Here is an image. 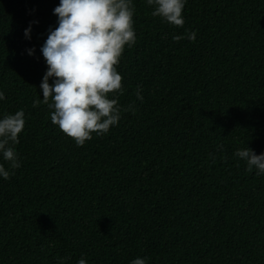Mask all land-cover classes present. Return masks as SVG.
Masks as SVG:
<instances>
[{
  "label": "trees",
  "instance_id": "trees-1",
  "mask_svg": "<svg viewBox=\"0 0 264 264\" xmlns=\"http://www.w3.org/2000/svg\"><path fill=\"white\" fill-rule=\"evenodd\" d=\"M58 4L0 0V115L25 114L20 166L0 178V264H264V175L234 155L264 151V0H187L182 26L133 0L116 68L135 111L80 146L33 103Z\"/></svg>",
  "mask_w": 264,
  "mask_h": 264
},
{
  "label": "clouds",
  "instance_id": "clouds-1",
  "mask_svg": "<svg viewBox=\"0 0 264 264\" xmlns=\"http://www.w3.org/2000/svg\"><path fill=\"white\" fill-rule=\"evenodd\" d=\"M152 6V15L163 21L182 26V11L187 0H144ZM56 26H49L40 52L47 66L39 85L42 100L51 109V123L72 138L77 146L92 138L107 134L110 126H116L122 111H135L129 104L122 108L117 94L122 91V76L117 71L125 46L132 47L136 36L133 28V0H59L53 8ZM33 23L23 30L30 39ZM187 39L196 38V31L186 33ZM34 54V47L26 50ZM51 78V83L49 79ZM109 93H112L111 98ZM51 97V102H49ZM5 95L0 91V100ZM136 99L143 101L140 86ZM25 125L22 109L0 115V178L7 180L12 169L20 166L15 149L18 134ZM234 155L244 161L249 171L264 175V151L256 154L248 147L238 148ZM61 258L59 264H63ZM76 264H87L83 257ZM129 264H147V257L137 256Z\"/></svg>",
  "mask_w": 264,
  "mask_h": 264
}]
</instances>
